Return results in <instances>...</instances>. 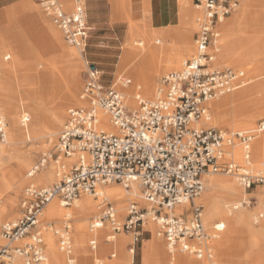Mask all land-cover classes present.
Segmentation results:
<instances>
[{"label": "built area", "instance_id": "1", "mask_svg": "<svg viewBox=\"0 0 264 264\" xmlns=\"http://www.w3.org/2000/svg\"><path fill=\"white\" fill-rule=\"evenodd\" d=\"M72 11H64L59 0H37L45 16L60 30L64 41L85 53L91 28L87 25L84 0H71ZM201 12L196 20L194 54L179 71L163 76L152 100L135 95L137 108H129L122 89L130 79L119 77L106 85L102 74L87 64L81 105L67 111L55 150L71 160L58 167L59 181L49 188L28 185L20 200V217L0 225V264H49L45 254L39 221L45 206L58 198L70 206L81 195L96 197L100 185L119 183L125 189L137 185L143 200L152 209L131 203L122 223L116 221L112 203L105 201L90 231L108 223L113 234L131 233L133 241L142 240L149 221L156 235L165 241L170 254L175 250L189 255L193 264H217L209 245L223 229L214 225L215 233L206 232L202 222L203 206L195 200L204 191L203 176L229 175L245 193L264 187V171L250 169L251 143L264 132V119L246 132H228L209 125V102L229 94L243 85L244 74L231 68L214 67L220 25L238 7L240 0H191ZM99 113L109 118L111 129L101 124ZM25 118L21 124L25 125ZM6 121L0 114V144L7 141ZM240 147L241 160L234 151ZM59 155V156H60ZM57 156L56 160L59 159ZM43 161L27 173L32 178ZM188 202L184 213L173 215L175 206ZM242 200L240 205H249ZM190 215V218H186ZM58 235V249L72 253L68 227ZM29 236V242L19 243ZM111 242V241H107ZM73 261V260H70Z\"/></svg>", "mask_w": 264, "mask_h": 264}, {"label": "bare ground", "instance_id": "2", "mask_svg": "<svg viewBox=\"0 0 264 264\" xmlns=\"http://www.w3.org/2000/svg\"><path fill=\"white\" fill-rule=\"evenodd\" d=\"M253 1L254 0H242L241 2L240 0V11L232 17H228L220 25V37L216 45L217 52L214 64L220 60L228 61V63L231 65L238 64L239 61L246 62L252 60L253 58H256V52H258L259 49L258 47L264 46L263 40L259 39V42H257L255 38L250 37L248 34L245 35L249 27L248 23L251 17L249 9L253 5ZM179 8L180 17L177 30L180 33V42L178 49H176L174 54L168 55L165 58L161 57L162 52L165 49H163V47L153 46V43L162 45V42L168 38L169 31L166 30L163 32V29H152L151 26H148V31H152L154 34L145 32L140 36L142 42L137 44L142 46L141 48L135 49L132 44H128V46L124 49L123 55L120 59V64L122 67L127 68L134 79V86L130 89L139 90L141 92L142 88L143 93L150 95L154 85L153 78L155 73L159 71H172L179 69L185 61L183 60L184 55L188 54L192 50L190 34H192L194 30V18L197 20V18L200 16H195L196 12H199L198 14H200V11L196 10L195 8L194 10L190 8V0H179ZM238 8L239 5L234 10V12H236ZM47 32V43L49 48H51L53 53L56 55V62H54L51 67L44 66L43 70L41 71L37 70L35 67H32V69L29 70L27 80L21 81L23 82V85L26 86L24 89V97L17 91L18 84H13L11 77H9V68L11 67L10 63L0 61V68L3 74L0 76V96L6 100H4L2 103V107L5 108L6 112H8V118L12 122V126H14L16 117L20 113L26 117L25 121L27 120L25 125H22L20 122V127H24L22 131L15 130L13 129L14 127H12V129L10 128L11 130H8L9 141H6L4 145L0 144L1 150L6 145H9L8 148L4 150V160L16 162L19 169L18 173L12 175V178L15 180L13 184L14 188H20V186L24 184V180L22 182L19 179V173H21L20 171L26 168L30 162L29 154L27 152H23L20 149V144L26 138L31 140H40L44 137L50 138L51 136L56 135L59 131L60 125L63 123L67 107L75 99L74 92L79 85L78 69L81 65L80 56L83 58V53L80 51H78L79 53H76L68 49L62 41L60 33L54 27L48 25ZM155 35L158 38H154ZM237 43H240L242 46V51L244 54H236ZM218 52H220L219 55H217ZM4 58L7 59L6 56H4ZM165 59L166 63H163ZM55 67H57V69L61 72H66L70 77L68 87L66 88V91L58 103H55V92L59 88L58 85H60V80H58L57 75L54 72ZM239 71L245 72V70ZM29 80H32V85L27 82ZM41 85L43 88L42 90L45 91V95L42 97L40 96ZM246 93V87L243 84L237 88V91L234 95L231 96V94H226L227 97H223L224 95H222L218 97V99L210 101L209 106L214 111V115L216 117V119L212 120L214 122L211 123L214 124L219 121V123L222 124L224 113L229 107L234 110L235 116L240 115L243 109L240 100L244 95H246ZM128 102L130 104H134L130 92H128ZM81 104L82 102H80L79 105ZM262 105L264 106V101ZM24 107H27L28 110H24ZM46 108H48L50 111L48 116L43 114V110ZM99 114L101 124L106 129L110 130L111 124L109 122V118L102 113ZM262 115H264V112ZM245 121L247 120L239 122L246 123ZM205 125H208V123ZM251 145L250 158L252 160L254 159L256 163L250 169L254 172L264 171V134L260 137H257L256 139L254 138ZM234 155L236 158L235 153ZM49 160L51 161L48 162ZM41 161H43V158ZM60 164H64L66 168H69L71 160L62 155L59 156L58 160H53L52 155L49 154L46 156V159L40 168V172H37L32 178H29L28 175H25L27 182L34 186H41L54 182V180H56L58 177V167ZM211 176V174L203 176V180L206 185V193L202 198L200 197V199L197 198L195 200V202L197 200L204 201V205L202 204L204 207V210L202 211V220L207 222L212 219H221L222 222L217 223L218 229H220V224H223L222 231L226 227L228 228V232L233 236L237 234L240 227H245L249 236L252 238L263 234L264 221H261L260 219L264 217V207L261 209V214L250 215L248 212L242 209V207H240L239 203H237V196L241 195L242 197L245 194L243 189L239 188L237 182L230 178ZM126 190H130V195H128V192H124L118 187H109V185L97 186L96 197L92 195L91 197L86 195L82 197L80 196L73 202L74 205L71 209H67L65 204L62 203L60 199L53 198L43 210V220L62 221L68 218L76 221L73 227L75 232L74 247L76 255L84 253V247L87 240H93V242L95 241V243H98L100 245L99 251H101L103 246L101 238L104 231L97 230L102 229L106 223H104L99 229L90 231L89 227H87V222L89 218L96 216L98 210L100 214L105 201L114 204L112 201L108 200L110 198L117 204L118 218L120 219H124L125 217V203L129 200V197L131 200L140 199L142 205L148 206V213L152 212L150 204L143 200L140 188L137 185L133 184L131 185L130 189ZM94 199L97 201H94ZM188 208L189 203L185 202L182 205L175 206L172 210V214H182L184 213L185 209ZM114 210L116 213L115 206ZM2 214L3 210L0 209V219L3 217ZM186 218H190V215H187ZM257 223H260V227L259 229H254L252 225ZM69 227L71 226L68 225V228ZM219 234L217 238H212V240L209 241V245L213 249V242L219 238ZM116 235L117 236L112 238L109 237V240H113L115 243V250L118 252V254H120L118 263L130 264L132 260L131 255L133 253V249H130L128 254H126L123 250L126 245L130 244L129 237L126 234ZM45 241L47 244L45 254L47 253L46 256L48 255L50 258V264H61L59 253L55 248V242L49 233L46 234ZM0 242L3 243L1 237ZM254 247L260 250L262 248L261 244L257 241H255ZM250 249L252 250L254 248H249L247 250ZM142 252L144 254H150L151 264H168L166 263V259L170 264L188 263V258L184 256H181L178 259L175 257L177 253L182 254V252L179 250H175L173 254H170L167 249L166 253H164L162 250L160 237L156 235V232L155 236L152 234L151 240L146 243ZM67 263L70 264L72 261L69 260ZM254 264H262V258L260 254L255 256Z\"/></svg>", "mask_w": 264, "mask_h": 264}, {"label": "rangeland", "instance_id": "3", "mask_svg": "<svg viewBox=\"0 0 264 264\" xmlns=\"http://www.w3.org/2000/svg\"><path fill=\"white\" fill-rule=\"evenodd\" d=\"M59 1L61 2L64 11L66 12L72 11L71 0H59ZM190 8L194 10L191 0H190ZM239 11H240V3L237 11L232 13L230 17L234 16ZM198 13L199 12H196L195 16L201 15V12L200 14ZM249 13L252 18L250 17V21L248 23L249 27L247 29L248 31H246L245 35L248 34L250 37L255 38L257 42H259V39L264 41V0H254L253 5L249 9ZM195 20L196 19L194 18V30L192 34H190L192 50L188 54L184 55L183 60L190 58L194 54L193 37L196 31ZM48 25L54 27L60 33L62 41L68 49L76 53H79L78 52L79 50L69 46L64 41L62 33L51 22V20L45 16L44 12L37 4V0H22L19 3L14 4L0 11V61L1 62L4 61L5 63H10L11 67L9 68V77H11L13 84L15 85L18 84L17 91L20 95H23V97L25 95L24 89L26 88V86H24L23 82L21 81L27 80L29 70L32 69V67H35L37 70L41 71L43 70L44 66L51 67V65L54 62H56V55L53 53L51 48H49L46 39L48 33L47 32ZM87 25L91 28V31L89 35V41L85 49V53L83 54V58L80 56L81 65L78 69L79 85L74 92L75 99L67 107L63 123L60 125L59 131L56 135H53L50 138L44 137L43 139L40 140H31L26 138L20 144L19 146L20 149L23 152H27L29 154V160H30L28 166L24 168L22 171H20L21 173H19L20 181L23 182L24 180V184H22L20 188L13 187L15 180L12 178V175L18 173L19 170L16 162L14 161L10 162L8 160H4V150L7 149L9 145L3 147L2 150L0 148V153H1L0 154V209L3 210V214H2L3 217L2 219H0V225L3 223L15 222L20 217V212H21L20 200L23 197L25 188L30 184L27 182V178L25 175H27L31 167L37 164L38 162H40L43 157H46L49 154L52 155L53 160H56L57 156L60 155V153L56 151L54 147L57 143L59 132L61 131L63 124L67 119V111L75 106H78L81 102L79 96L83 89V83H84L83 80L85 77V71L87 70V64L96 67L100 71V73L102 74V81L106 85H110L111 83H116L119 77L130 79L131 84H129L126 88L122 89V91L125 94L127 105L129 106V108L132 109L137 108L135 95L139 94L145 100H152L154 98L155 92L157 90L161 78L169 73L179 71L182 67L181 66L179 69L172 71L156 72L153 78L154 85L152 87V93L150 95H146L145 93H143L142 88H141V92L139 90L130 89L134 86V79L130 74V72L127 70V68L121 66L120 59L123 55L124 49L128 46V44H132L135 49L141 48L142 46H139L137 44L139 42H142L140 36L145 32L147 33L150 32L151 34H154L152 31H148V26L150 25L144 22H126L124 26L115 30H108V29L93 30L91 25L88 24V22ZM41 29L44 31H42ZM166 30L169 31L168 38H166L164 42H162V45L153 43V46L163 47V49H165L162 52L161 55L162 58L174 54L176 49H178L180 42L179 39L180 33L177 30V26L168 29H163L162 31L165 32ZM154 38H158V37L155 35ZM258 48H259L258 52H256L257 60L256 58H253L256 61H254L253 59H252L253 61L252 60L246 62L239 61V63L235 65H231L230 63H228V61L225 60L224 61L220 60L215 62L214 65L218 69L231 68L233 70H242V71L245 70V72L243 71L244 82H245L244 86L246 87L247 93L240 100L243 108L241 114L235 116L234 110L231 107L227 108L222 119V124H220L219 121L214 124L211 123L214 122L212 120L216 119V117L214 115V111L209 106L210 116H211L210 122H208L209 126L232 133L246 132L253 130L255 128L256 123L259 120L264 119V115H262V113L264 112V106L262 105L264 101L263 100L264 99V46H260ZM242 50L243 49L240 43H237L236 54L238 55L239 54L241 55L242 53L244 54ZM219 53L220 52H218L217 55H219ZM4 56H6L7 59H5ZM163 63H166V59L165 61H163ZM54 72L57 75L58 80H60V85H58L59 88L55 92V97H56L55 103H58L61 100L64 92L66 91V88L68 87L70 77L69 75H67L66 72H61L60 70H58L57 67H55ZM2 75H3L2 70L0 68V76ZM27 82L31 85L33 84L32 80H29ZM40 87H41L40 96L42 97L45 95V91L42 90L43 89L42 85ZM236 91L237 89H235L233 92L229 93L228 95L231 94L232 96L235 94ZM128 92H130L134 104H130L128 102ZM223 97H227L226 94ZM216 99H218V97L213 100ZM4 100L5 98H2L0 96V114L3 115L6 121V126H7L6 134H7V142H8L9 141L8 130H11L12 127H14L13 129L22 131L24 127H20V122L22 118H26V117H24L21 113L18 114L14 126H12V122L8 118V112H6L5 108L2 107L3 106L2 103L4 102ZM24 110H28L27 107H24ZM49 113L50 111L48 108L43 110L44 115L48 116ZM243 120H247L245 121L246 123L239 122ZM263 134L264 132L257 134L255 139ZM235 154L237 160L240 161L241 153H240V147L238 145L237 148L235 149ZM50 161L51 160H49L48 162ZM255 163L256 162L254 161V159L252 160L250 158L249 167L251 168L252 166L255 165ZM68 170L69 168L66 169V172H68ZM211 175H212L211 177L217 176V177L234 179L229 175H223V174H211ZM58 181H59V177H57V179L50 184H45L36 187L49 188L54 184H56ZM106 185H109V187H118L122 191L128 192V195H130L129 193L130 190L124 189L123 186L119 183H115V184L110 183ZM204 187H205L204 191L200 196L201 198L206 193L205 183H204ZM82 196L84 195H81V197ZM86 196L91 197V195L89 194H87ZM238 196H237L238 198L237 203H239V205L242 200L250 199L249 205L247 206L240 205L242 209H244L250 215L261 214V209L264 207V187H257L252 192L245 193L242 197L241 195ZM108 200L114 203L112 205H114L116 209V215H115L116 221L122 223L125 217L124 219L118 218L117 204L110 198ZM94 201L97 200L94 199ZM203 202L204 201L202 200L196 201L197 204H201V205L202 204L204 205ZM131 203L137 204L138 207L140 208L145 207L148 210V206L142 205L140 199L131 200V198L129 197V200L126 201L125 203V209H124L125 216L127 214V208ZM73 205L74 203L71 204L70 206H66V208L71 209ZM43 212L39 221V229L41 232V236L43 237L45 252L47 248L45 236L47 233H49L55 242V248L59 253L61 264H69L67 263V261L69 260H73L72 263L70 264H100L98 263L99 261L97 259H100L102 257L105 258L106 260L102 264H121L118 263V258L120 254H118V252L115 250V243L113 242L112 239L109 240V237L112 238L117 235L113 234V232L111 231V227L108 223H106V225H104L102 229L97 230V231H104L101 238L103 245L101 249V254L99 252L100 245L98 243H95V241L93 242V240L91 241L87 240L84 247V253L79 258H75L77 255L74 247L75 232L73 227L76 221L68 218L62 221L43 220ZM98 214H99V210L97 211L96 216L88 219L87 227H89L91 221L95 217H97ZM260 220L264 221V217H262ZM202 221L206 232L209 234H214L215 231L213 230V226L216 225L217 223L222 222L221 219H212L207 222H204V220ZM68 225L71 226L67 229L72 244V253L70 256H66L65 254L59 251L58 235L55 234L56 232L61 233L63 230H66L65 228H67ZM252 227L254 229H259L260 223L253 224ZM145 229L149 230L155 236L157 227L153 222L149 221ZM123 234H126L130 240L129 242L130 244L124 247L123 249L124 252L128 254V251L133 248L134 252L131 255L132 264H140V259H141L140 253L143 244L141 242L134 243L133 235L131 233H125V232L118 233V235H123ZM108 240L111 242H107ZM255 241L261 244L262 246L261 250L256 249L254 247ZM28 242H29V236H26L19 243V245H23ZM160 242L162 244L163 252L166 253L167 248L165 241L162 238H160ZM2 244L3 243L0 242V245ZM213 245L215 247L214 255L217 264H254L255 256L258 254L261 255L262 264H264V233L252 238L249 236L248 231L245 227H240L237 234L233 236L228 232V228L225 227L224 230L220 232L219 238L213 242ZM249 248H254V249L247 250ZM181 256L188 258L187 264H193L195 261L192 257L184 253L182 254L177 253L175 257L178 259ZM48 261L50 264L49 257H48ZM166 263L170 264L167 261V259H166Z\"/></svg>", "mask_w": 264, "mask_h": 264}, {"label": "crops", "instance_id": "4", "mask_svg": "<svg viewBox=\"0 0 264 264\" xmlns=\"http://www.w3.org/2000/svg\"><path fill=\"white\" fill-rule=\"evenodd\" d=\"M20 1L22 0H0V11L14 4H17ZM84 1H85V9H86V21L88 22L89 25H91L93 30L96 29L115 30L124 26L126 22H144L149 24L152 29H168V28L176 27L179 24V17H180L179 0H84ZM151 238L152 235H150L147 231H144L142 240L139 242H134V243L141 242L143 244L140 253L141 254L140 264H151L150 254L149 253L144 254L142 252L144 246L146 245V243H148L151 240ZM99 252L101 254V251ZM82 254H78L75 258H79ZM97 260L99 261L98 263L100 264L106 261L105 258L103 257ZM130 264H132V260Z\"/></svg>", "mask_w": 264, "mask_h": 264}, {"label": "water", "instance_id": "5", "mask_svg": "<svg viewBox=\"0 0 264 264\" xmlns=\"http://www.w3.org/2000/svg\"><path fill=\"white\" fill-rule=\"evenodd\" d=\"M91 69H94V66H90Z\"/></svg>", "mask_w": 264, "mask_h": 264}]
</instances>
